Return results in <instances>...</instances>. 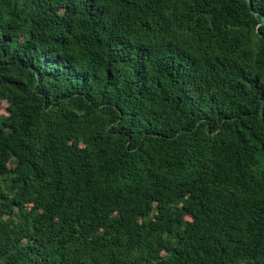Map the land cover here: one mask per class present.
Returning <instances> with one entry per match:
<instances>
[{
	"label": "trees",
	"instance_id": "1",
	"mask_svg": "<svg viewBox=\"0 0 264 264\" xmlns=\"http://www.w3.org/2000/svg\"><path fill=\"white\" fill-rule=\"evenodd\" d=\"M0 264H264V0H0Z\"/></svg>",
	"mask_w": 264,
	"mask_h": 264
},
{
	"label": "rangeland",
	"instance_id": "2",
	"mask_svg": "<svg viewBox=\"0 0 264 264\" xmlns=\"http://www.w3.org/2000/svg\"><path fill=\"white\" fill-rule=\"evenodd\" d=\"M3 104V103H2Z\"/></svg>",
	"mask_w": 264,
	"mask_h": 264
}]
</instances>
